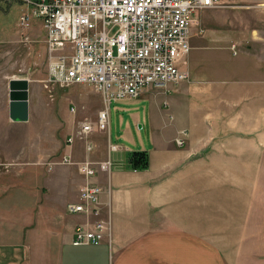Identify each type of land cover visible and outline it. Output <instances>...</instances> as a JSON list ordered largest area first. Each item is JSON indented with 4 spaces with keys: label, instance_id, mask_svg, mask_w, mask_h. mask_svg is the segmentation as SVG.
<instances>
[{
    "label": "crops",
    "instance_id": "crops-1",
    "mask_svg": "<svg viewBox=\"0 0 264 264\" xmlns=\"http://www.w3.org/2000/svg\"><path fill=\"white\" fill-rule=\"evenodd\" d=\"M193 20L191 49L179 62L190 78L110 105V112L122 113L128 134L142 119L132 122L124 113L144 105L147 142H114L110 114L108 131L89 136L96 139L92 151L82 139L66 142L64 152L74 163L31 177L0 174V264H264V0H233L198 11ZM18 25L19 39L10 44L42 48L40 18L29 30ZM238 71L243 82L233 77ZM87 90L96 92L102 108L103 94ZM3 108L0 135L6 136L5 125L31 127L10 117V102L7 115ZM23 122H31L30 104ZM180 129L188 131L182 147L176 142ZM134 150L149 152L148 168L132 166ZM0 153V163L16 159L14 152ZM107 158L111 170L98 169L93 180L110 201L111 231L99 244H74L77 225L87 219L68 210L86 179L78 161L98 166ZM6 196L15 200L5 203Z\"/></svg>",
    "mask_w": 264,
    "mask_h": 264
},
{
    "label": "built area",
    "instance_id": "built-area-1",
    "mask_svg": "<svg viewBox=\"0 0 264 264\" xmlns=\"http://www.w3.org/2000/svg\"><path fill=\"white\" fill-rule=\"evenodd\" d=\"M19 16L20 25L31 29L33 19L40 18L46 33L50 81L61 87L89 84L101 92L104 105L95 122L82 120L76 132L67 137L85 141L87 151L94 149L89 136L107 130L110 105L120 99L137 97L148 87H165L190 78L180 60L190 52L193 15L203 9L226 7L232 0H25ZM236 53V45L233 46ZM72 106L71 110L75 111ZM172 115L170 116L171 119ZM187 129L179 131L176 142L183 145ZM111 144V149H117ZM63 163H74L70 152ZM52 168L54 161L49 163ZM107 158L94 164L78 161V169L87 177L98 169L110 171ZM105 189L87 181L81 188L80 202L70 210L87 219L75 229L74 244H99L111 231V217H102Z\"/></svg>",
    "mask_w": 264,
    "mask_h": 264
},
{
    "label": "rangeland",
    "instance_id": "rangeland-1",
    "mask_svg": "<svg viewBox=\"0 0 264 264\" xmlns=\"http://www.w3.org/2000/svg\"><path fill=\"white\" fill-rule=\"evenodd\" d=\"M25 3V0H0V110L3 106L7 115L9 77L14 76L29 80L31 113V122L22 121L26 125L30 124V128L29 125L24 127V124L15 127L5 125L4 133L7 134H5L6 136L0 135V150L6 156L14 152L16 159L9 161L10 163H0V174H20L31 177L32 175L43 174V171L49 168V163L52 161H54V167L57 164H62L64 155L62 153L67 137L74 131L76 132L82 120L95 122L101 107H98L99 99L96 92L87 90V87L94 90L95 87L92 85L72 84L66 88L50 81L51 69L47 54L44 51L45 47L43 48L46 45L45 36H39L40 39H38V44L42 48L37 46L28 48L22 46L19 41L16 42L17 46L15 43L10 44L11 41L19 39L21 28L18 21L21 12L26 8ZM234 5L239 7V5ZM35 27L36 34L41 32V26V30L38 25ZM251 55V53L247 54L248 57H252ZM244 76V73L238 71L233 77L236 78L235 81L240 79L243 82ZM100 104L104 105V97ZM72 106L76 107L75 111L71 110ZM166 109L170 110L171 108ZM110 114L113 124V131L110 136L114 142H118L122 146L136 147L137 144H142V142H147L150 139L149 127L143 126L146 114L144 105L139 106V110L124 113L125 118L130 119V121L132 117L137 115H140L142 119L139 124H142L143 127L139 124L136 125L132 120L133 127L129 134L127 131L131 129L124 131L121 126L122 113L112 109ZM168 114L169 116L172 115ZM108 129L103 131H108ZM0 131H2V124H0ZM75 139L80 138L76 137ZM92 140L96 142V139ZM9 141L13 143L14 147H11L12 144H8ZM245 147H254V145L249 146L246 143ZM16 151L19 152L16 153ZM35 169L36 171H34ZM14 196L11 198L6 196L8 198L4 202L6 203L9 199L14 201ZM106 217L109 218L108 209Z\"/></svg>",
    "mask_w": 264,
    "mask_h": 264
},
{
    "label": "water",
    "instance_id": "water-1",
    "mask_svg": "<svg viewBox=\"0 0 264 264\" xmlns=\"http://www.w3.org/2000/svg\"><path fill=\"white\" fill-rule=\"evenodd\" d=\"M29 80L13 77L9 82L10 117L15 121L29 119Z\"/></svg>",
    "mask_w": 264,
    "mask_h": 264
},
{
    "label": "trees",
    "instance_id": "trees-1",
    "mask_svg": "<svg viewBox=\"0 0 264 264\" xmlns=\"http://www.w3.org/2000/svg\"><path fill=\"white\" fill-rule=\"evenodd\" d=\"M132 166L136 169H146L150 165V155L147 150H134L129 155Z\"/></svg>",
    "mask_w": 264,
    "mask_h": 264
},
{
    "label": "bare ground",
    "instance_id": "bare-ground-1",
    "mask_svg": "<svg viewBox=\"0 0 264 264\" xmlns=\"http://www.w3.org/2000/svg\"><path fill=\"white\" fill-rule=\"evenodd\" d=\"M186 143V142H185ZM185 143L183 144V145H179L178 143V145L179 146H184L185 145ZM254 168V167H253ZM95 175V174H94ZM94 175H91V176H89V177H87V175H86V179H85V182L83 183V185L80 187V191H79V201L78 202H74V203H70L69 205H68V210L70 211V212H73V213H80V212H74V211H72V210H70V205H72V204H76V203H79L80 202V193H81V188L86 184V182L89 180V181H92V182H94V183H96L94 180H93V176ZM81 224V223H80ZM79 225V224H78ZM77 225V226H78ZM211 259V258H210ZM215 260V259H214ZM208 262V261H207ZM209 263V262H208ZM214 264V263H213Z\"/></svg>",
    "mask_w": 264,
    "mask_h": 264
}]
</instances>
